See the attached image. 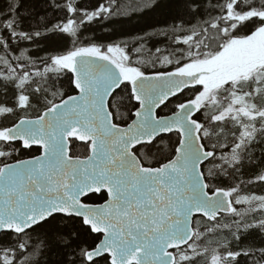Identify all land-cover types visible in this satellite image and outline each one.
Masks as SVG:
<instances>
[{
    "label": "snow or ice",
    "instance_id": "obj_1",
    "mask_svg": "<svg viewBox=\"0 0 264 264\" xmlns=\"http://www.w3.org/2000/svg\"><path fill=\"white\" fill-rule=\"evenodd\" d=\"M260 36L264 0H4L0 264H264Z\"/></svg>",
    "mask_w": 264,
    "mask_h": 264
},
{
    "label": "rangeland",
    "instance_id": "obj_2",
    "mask_svg": "<svg viewBox=\"0 0 264 264\" xmlns=\"http://www.w3.org/2000/svg\"><path fill=\"white\" fill-rule=\"evenodd\" d=\"M232 60L235 66L250 65L257 61H264V36L258 37L253 42L245 41L239 44L234 49ZM197 68L193 66L191 70L201 71L205 69V67Z\"/></svg>",
    "mask_w": 264,
    "mask_h": 264
},
{
    "label": "trees",
    "instance_id": "obj_3",
    "mask_svg": "<svg viewBox=\"0 0 264 264\" xmlns=\"http://www.w3.org/2000/svg\"><path fill=\"white\" fill-rule=\"evenodd\" d=\"M3 6H4V0H0V7H3ZM156 23H157V18L147 17V18H144V19L133 20V21H131V23H124V24L117 23V24L112 25V28L115 29V31L117 33L123 31L125 33H133L134 34L136 32H141V31H144V30H148L150 25H153V24H156ZM90 27L96 29V31H95V35L96 36H102V35H109L110 34L109 30H105L103 28V24L102 23L101 24L92 25ZM193 66L198 67L197 69H201L200 67H206L204 65H193ZM67 86L68 85L65 84V87H67ZM168 111H169L168 109H165V112H168ZM173 140H175V134H173ZM77 144H79V143H77ZM74 150L76 152H79V153H83L84 152V149L81 148V147H75L74 146ZM257 155H260L259 150H257ZM257 191H259V189H257Z\"/></svg>",
    "mask_w": 264,
    "mask_h": 264
},
{
    "label": "water",
    "instance_id": "obj_4",
    "mask_svg": "<svg viewBox=\"0 0 264 264\" xmlns=\"http://www.w3.org/2000/svg\"><path fill=\"white\" fill-rule=\"evenodd\" d=\"M77 143H80V142H77ZM135 255V254H134Z\"/></svg>",
    "mask_w": 264,
    "mask_h": 264
}]
</instances>
